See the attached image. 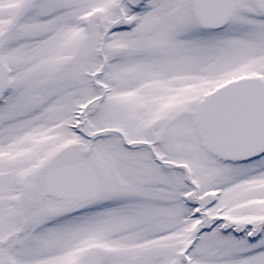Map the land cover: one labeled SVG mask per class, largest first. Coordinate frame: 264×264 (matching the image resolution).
<instances>
[{
    "label": "snow or ice",
    "instance_id": "snow-or-ice-1",
    "mask_svg": "<svg viewBox=\"0 0 264 264\" xmlns=\"http://www.w3.org/2000/svg\"><path fill=\"white\" fill-rule=\"evenodd\" d=\"M0 264H264V0H0Z\"/></svg>",
    "mask_w": 264,
    "mask_h": 264
}]
</instances>
